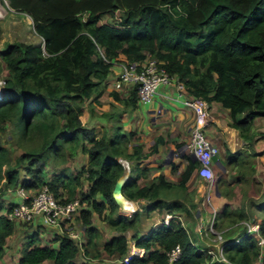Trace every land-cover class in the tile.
I'll list each match as a JSON object with an SVG mask.
<instances>
[{
  "label": "trees",
  "instance_id": "1",
  "mask_svg": "<svg viewBox=\"0 0 264 264\" xmlns=\"http://www.w3.org/2000/svg\"><path fill=\"white\" fill-rule=\"evenodd\" d=\"M7 1L14 11L31 17L38 40H15L0 48V79L5 80L0 99V158L5 156L0 160V195L18 186L33 194L46 184L61 201L78 197L83 206L76 215L83 228L73 222L84 235L80 242L54 231L50 243L44 244L40 234L45 225L20 221L28 226V234L20 244L19 264H93L88 257L122 258L128 252L127 232L137 230L141 216L138 211L130 216L118 212L112 192L124 170L120 158L130 166L124 196L147 199V213L158 209L172 215L168 224L146 236L132 234L144 255L129 264H167V252L177 244L181 254L173 264H257L258 240L246 227L237 240L221 243L223 259L215 246L174 220L185 213L195 226L196 203L167 200L162 190H185L196 161L177 186L163 176L139 185L145 154L142 144L134 141V131L124 132L121 117L138 107L136 87L126 96L110 91L118 106L99 107L115 62L140 63L151 57L184 84L187 96L228 109L244 134L255 117H264V0ZM91 117L106 121L101 135L95 126L86 125ZM65 149L71 158L77 150L87 155V164L76 173L67 171L68 165L49 175L51 158L67 161ZM4 209L0 203V264L16 231V222ZM95 214L113 231L102 243ZM260 235L264 239L263 226Z\"/></svg>",
  "mask_w": 264,
  "mask_h": 264
},
{
  "label": "crops",
  "instance_id": "2",
  "mask_svg": "<svg viewBox=\"0 0 264 264\" xmlns=\"http://www.w3.org/2000/svg\"><path fill=\"white\" fill-rule=\"evenodd\" d=\"M0 8L3 9L1 6ZM117 63L119 62L113 66L109 81L118 70ZM112 90L114 89L111 83L106 84L104 92L107 91L109 94ZM120 93L126 96L128 90L125 88ZM186 96L185 92L181 95L174 85H162L151 103L138 104L135 110L122 114L124 132L134 131V141L137 140L142 144L145 154L140 164V186L150 183L158 176H163L166 181L177 186L191 162L195 161L186 147L194 121L193 110L184 103ZM107 97L109 106L111 103L118 106L110 95ZM208 105L210 123L204 130L206 137L218 150L213 158V171L215 188L217 187L219 195L214 188L208 196L205 181L198 175L197 169H194L184 185L185 190L180 191L178 187L167 189L165 187L162 190V197L167 200L186 199V202L193 200L196 203L193 208L197 217L195 226L191 217L185 213L175 215L174 220L180 221L188 230L197 233L206 243L219 248L223 241L237 240L241 230L246 227L247 231V224L253 227L250 234L256 239L261 236L260 226L264 227V117H255L251 121L250 128L243 134L234 125L235 120L228 109L217 102ZM99 108L109 110L102 105ZM17 201L18 196L15 191L8 189L0 195V203L2 205L6 203L4 210L9 204ZM147 203V199L142 198L124 204L129 210L135 208L134 212L138 211L141 216L137 230L132 229L127 233L130 240L135 241L132 237L133 233L139 237L146 236L162 223L168 224L172 217L165 210L156 209L149 213L145 212ZM125 211L119 204L118 212L124 214ZM95 217L98 216L95 214L93 220ZM76 219L74 223L81 230L82 225L79 221L78 225ZM104 222L110 228L108 223ZM38 223L41 222L37 219L31 224L36 226ZM94 224L100 230V226L95 221ZM109 233L110 238L111 228ZM51 234L54 235L53 229L47 226L41 229V238L47 236L50 239ZM80 236L81 241L84 240L81 232ZM45 239L48 242L51 240ZM196 244L199 245V242ZM260 251L264 253V248L261 247ZM122 258L88 257L93 264H124ZM257 264H260L258 259Z\"/></svg>",
  "mask_w": 264,
  "mask_h": 264
},
{
  "label": "built area",
  "instance_id": "3",
  "mask_svg": "<svg viewBox=\"0 0 264 264\" xmlns=\"http://www.w3.org/2000/svg\"><path fill=\"white\" fill-rule=\"evenodd\" d=\"M2 1L7 4V0H0L1 7ZM1 16H3V13L0 12ZM117 64L118 70L114 74V78L111 81L107 79L105 83H111L112 88L119 91L136 87L139 104L151 103L158 88L162 85H174L181 95L185 92L184 84L175 76L170 75L154 58L148 57L140 63L119 62ZM0 83L3 87L5 80L0 79ZM1 95L2 91L0 97ZM184 103L194 112V121L186 147L189 154L198 164L197 173L205 181L206 192L209 196L215 188L213 158L218 152L217 147L206 137L204 131L205 127L210 123L209 105L206 100L192 96H186ZM15 191L19 200L10 210L6 211V216L9 220L34 222L38 219L42 224L52 228L54 231L60 234H67L80 242V232L73 227L76 215L83 207L80 198L76 197L63 202L55 197L50 187L46 184L33 194H30L22 186H18ZM128 212L127 214L130 215L131 211ZM210 229L213 231L212 227ZM251 231H253V227H251V224H247L246 232L250 233ZM257 239L260 248H264V239L261 236ZM218 253L224 259L222 256V245L219 246ZM180 254L181 248L177 244L167 252V264H173ZM143 255L144 249L137 247L136 242L131 240L128 252L122 258V262L129 264L132 258L143 257ZM258 260L260 264H264L263 252L260 253Z\"/></svg>",
  "mask_w": 264,
  "mask_h": 264
},
{
  "label": "rangeland",
  "instance_id": "4",
  "mask_svg": "<svg viewBox=\"0 0 264 264\" xmlns=\"http://www.w3.org/2000/svg\"><path fill=\"white\" fill-rule=\"evenodd\" d=\"M2 5H3L2 7H3L4 12H3V16L0 17V48L6 42H13L15 40H20V39L25 40L27 42H36L38 40V37L34 33L31 18L29 16H27L26 14L18 13L16 11L12 10L10 7H6V5H4V3H2ZM108 19L109 18H106L105 20L108 21ZM113 78H114V76H112L110 79H113ZM0 88L3 90L1 83H0ZM102 94H103V96H102V107L104 106L105 108L111 109L110 108L111 106L108 105V102H109L108 99L109 98L107 96H109V94L107 93V91L103 92ZM102 120H103L102 118L91 117V118H88L87 120H85V123L87 126H95L98 135H101L105 130V126H103V124L106 123V121H102ZM107 125L109 126L110 122L107 123ZM6 145L8 147L12 146V144L8 141H6ZM11 152H12V150H11ZM64 152H65V155L67 157V161H63L61 163L60 157L56 158V160H54L53 158H51V160H49V164L47 166V170L49 171V175H51V173L54 170H59L60 168L68 167V165H70V168H68L67 171L76 173L77 170H79L83 165H86L88 162L87 155L82 154L78 150H77V153L75 154V156L73 158H71L70 155H68L69 150L65 149ZM4 158H5V156H4ZM4 158L2 156L0 158V160L4 162ZM85 189H86V183H84V185H83V190H85ZM5 205H6V203L3 204V207ZM134 211H135V208L133 209V212ZM127 213H129V212H127ZM94 221L96 222L97 225L100 226V231L103 235L102 237H100L98 239L99 242L102 243V242H104L105 239L108 240L109 235H110V233H109L110 228L105 225V222L103 220H101V219L99 220L98 217H95ZM79 223L77 221L78 225H79ZM15 224H16L15 234L13 236H11V238L8 240L5 254L3 256V259H1V264H19L20 244L23 241V239L26 237V235L28 234V230H27L28 226H26V224L25 225L22 224L21 222H16ZM24 228L26 230H24ZM53 236L54 235H52V234L50 235L51 238ZM127 237H130V236L127 235ZM45 238H48V240L51 239V238L49 239V237H47V236ZM45 238L42 237V240ZM46 240L47 239L43 240V243L49 244L50 242H48ZM50 263L52 264V261L47 260L41 264H50Z\"/></svg>",
  "mask_w": 264,
  "mask_h": 264
},
{
  "label": "water",
  "instance_id": "5",
  "mask_svg": "<svg viewBox=\"0 0 264 264\" xmlns=\"http://www.w3.org/2000/svg\"><path fill=\"white\" fill-rule=\"evenodd\" d=\"M120 161L124 166V170L122 174L117 178L112 193H113V196L116 202L120 204V206H123V201H131L124 196L123 191H122L123 185L127 181L130 175V166L127 160L120 158ZM215 189H216V192H218L217 187ZM218 195H219V192H218ZM129 243L130 242L128 241L127 243L128 247H129Z\"/></svg>",
  "mask_w": 264,
  "mask_h": 264
},
{
  "label": "clouds",
  "instance_id": "6",
  "mask_svg": "<svg viewBox=\"0 0 264 264\" xmlns=\"http://www.w3.org/2000/svg\"><path fill=\"white\" fill-rule=\"evenodd\" d=\"M2 3H4V5H6V7H9V5H8V1H7V4H5V2H3V1H2ZM2 3H1V4H2ZM2 6H3V5H2ZM11 9H12V8H11ZM12 10H13V9H12ZM27 16H28V15H27ZM29 17H30V16H29ZM30 18H31V17H30ZM31 20H32V19H31ZM32 23H33V21H32ZM1 91H2V95H3V90H1ZM2 95H1V97H2ZM1 97H0V99H1ZM9 190H11V189H9ZM15 190H16V189H15ZM15 190H14V191H15ZM15 192H16V191H15ZM15 203H16V202H15ZM124 209H125V208H124ZM6 211H7V210H5V214H6ZM132 213H134L133 210H131L130 215H131ZM123 215L130 216V215L127 214L126 211H125V214H123ZM13 222H15V221H13ZM16 222H20V221H16ZM29 223H32V222H29ZM76 227H77V225H76ZM77 228H79V227H77ZM51 229H52V228H51ZM78 232H80V231H78ZM80 241H81V240H80ZM130 241H131V240H130V238H129V242H130ZM217 252H218V248H217ZM218 254H219V253H218ZM222 256H223V254H222ZM224 259H225V258H224Z\"/></svg>",
  "mask_w": 264,
  "mask_h": 264
},
{
  "label": "bare ground",
  "instance_id": "7",
  "mask_svg": "<svg viewBox=\"0 0 264 264\" xmlns=\"http://www.w3.org/2000/svg\"><path fill=\"white\" fill-rule=\"evenodd\" d=\"M3 8V7H2ZM0 12L3 13L4 10L0 8ZM0 93H1V88H0ZM131 201H123V208H125V210L128 212V211H131V209H127L126 206H124V204L126 203H130Z\"/></svg>",
  "mask_w": 264,
  "mask_h": 264
}]
</instances>
